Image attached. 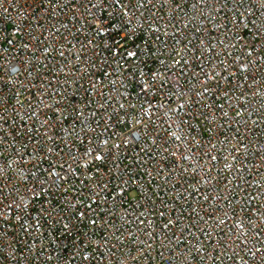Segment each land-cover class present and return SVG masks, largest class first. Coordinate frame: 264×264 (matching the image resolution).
Returning <instances> with one entry per match:
<instances>
[{
	"label": "built area",
	"instance_id": "2783aa9c",
	"mask_svg": "<svg viewBox=\"0 0 264 264\" xmlns=\"http://www.w3.org/2000/svg\"><path fill=\"white\" fill-rule=\"evenodd\" d=\"M0 264H264V0H0Z\"/></svg>",
	"mask_w": 264,
	"mask_h": 264
}]
</instances>
